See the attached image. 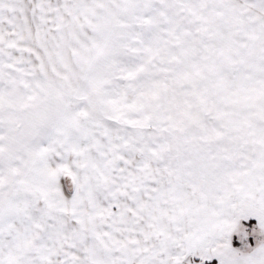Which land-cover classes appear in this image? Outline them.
Masks as SVG:
<instances>
[{
  "label": "snow or ice",
  "instance_id": "obj_1",
  "mask_svg": "<svg viewBox=\"0 0 264 264\" xmlns=\"http://www.w3.org/2000/svg\"><path fill=\"white\" fill-rule=\"evenodd\" d=\"M0 264H264V0H0Z\"/></svg>",
  "mask_w": 264,
  "mask_h": 264
}]
</instances>
